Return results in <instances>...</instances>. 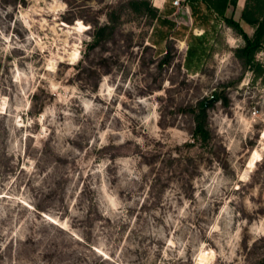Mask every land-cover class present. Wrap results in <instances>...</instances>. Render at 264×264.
I'll return each mask as SVG.
<instances>
[{"label": "rangeland", "instance_id": "374dc122", "mask_svg": "<svg viewBox=\"0 0 264 264\" xmlns=\"http://www.w3.org/2000/svg\"><path fill=\"white\" fill-rule=\"evenodd\" d=\"M187 5L0 0V264H264V47Z\"/></svg>", "mask_w": 264, "mask_h": 264}, {"label": "trees", "instance_id": "16d2710c", "mask_svg": "<svg viewBox=\"0 0 264 264\" xmlns=\"http://www.w3.org/2000/svg\"><path fill=\"white\" fill-rule=\"evenodd\" d=\"M188 4L197 11L198 3L202 2L206 4L207 8L214 10L215 12L223 15L225 14L229 4L236 5L237 0H185ZM144 4L148 2L144 1ZM242 19L255 27V32L252 37H250L242 28L241 24L233 19H229L230 26L234 27L237 32L244 36L246 40L245 47L239 50V55L245 58V63L250 64L253 62L255 54L263 49L262 41L264 40V0H246L245 7L242 11ZM98 34L94 35L95 40H97ZM206 107L208 105L203 103L200 116L197 117L198 122L194 131V136L196 139L202 138L203 140L208 139L209 134L206 129L205 115Z\"/></svg>", "mask_w": 264, "mask_h": 264}, {"label": "crops", "instance_id": "0c3cea01", "mask_svg": "<svg viewBox=\"0 0 264 264\" xmlns=\"http://www.w3.org/2000/svg\"><path fill=\"white\" fill-rule=\"evenodd\" d=\"M245 4H246V0H237V8L241 7V15H242V11L245 7ZM187 7H189V5H187ZM241 23H242V26L244 28V30L249 34V35H253L254 32H255V27L254 26H251L250 24H248L247 22H245L242 17H241ZM252 33V34H250ZM263 46H264V40H263Z\"/></svg>", "mask_w": 264, "mask_h": 264}, {"label": "bare ground", "instance_id": "6f19581e", "mask_svg": "<svg viewBox=\"0 0 264 264\" xmlns=\"http://www.w3.org/2000/svg\"><path fill=\"white\" fill-rule=\"evenodd\" d=\"M56 7V6H55ZM58 7V6H57ZM81 25H82V23L81 22H79L78 23V25L77 26H75V28H78V29H80L81 28ZM74 28V27H73ZM78 51H75L74 53H72L73 54V57H77L78 56ZM79 57V56H78Z\"/></svg>", "mask_w": 264, "mask_h": 264}, {"label": "built area", "instance_id": "2783aa9c", "mask_svg": "<svg viewBox=\"0 0 264 264\" xmlns=\"http://www.w3.org/2000/svg\"><path fill=\"white\" fill-rule=\"evenodd\" d=\"M182 2H183V0H173V5L174 6H181L182 5Z\"/></svg>", "mask_w": 264, "mask_h": 264}, {"label": "water", "instance_id": "95a60500", "mask_svg": "<svg viewBox=\"0 0 264 264\" xmlns=\"http://www.w3.org/2000/svg\"><path fill=\"white\" fill-rule=\"evenodd\" d=\"M216 101V97L215 96H212L210 99H208L206 101V103H212V102H215Z\"/></svg>", "mask_w": 264, "mask_h": 264}]
</instances>
